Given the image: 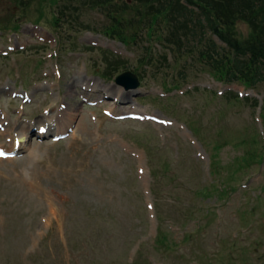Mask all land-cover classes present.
I'll return each mask as SVG.
<instances>
[{"label": "rangeland", "instance_id": "rangeland-1", "mask_svg": "<svg viewBox=\"0 0 264 264\" xmlns=\"http://www.w3.org/2000/svg\"><path fill=\"white\" fill-rule=\"evenodd\" d=\"M56 1L0 0V24L20 29L0 32V149L32 128L28 148L0 154V264H264L262 88L215 80L193 39L167 47L145 21L126 46L98 31L102 10ZM126 70L135 93L114 81ZM49 107L59 126L77 112L74 130L38 134Z\"/></svg>", "mask_w": 264, "mask_h": 264}, {"label": "trees", "instance_id": "trees-1", "mask_svg": "<svg viewBox=\"0 0 264 264\" xmlns=\"http://www.w3.org/2000/svg\"><path fill=\"white\" fill-rule=\"evenodd\" d=\"M61 1H67L72 7L77 2L102 10L109 21L98 31L109 38L122 41L126 46L136 43L139 36L137 27H141L145 21L148 24L146 31L151 30L149 38L156 35V39L165 42L167 47L186 45L188 39L195 40L197 60L203 66L202 69L215 80L226 84L238 82L254 90L262 88V103L258 106L264 125V0H135L145 1L150 5V11L154 10L150 13L143 12L144 8L140 6L131 9L127 6V1L125 4H114L113 0H59L57 5ZM159 3L160 6H157ZM124 10H130L132 15L126 17ZM58 11L59 15L54 20L57 28L62 21L60 15L63 16L68 10L60 8ZM240 18L253 28V32L242 39L230 29L234 20ZM0 25V31L19 29L18 25L9 23ZM83 26L96 30L85 24ZM213 36L222 44H218ZM118 66L115 65L114 72ZM104 76L108 75L105 73ZM172 87H181V83ZM164 88L170 89L167 86ZM261 160L264 161V156ZM212 163L214 162L210 161V165ZM155 174L158 175L156 172ZM203 188L204 196L214 194L211 188ZM216 191L220 197L225 194L223 189L217 188ZM198 192L201 194V189Z\"/></svg>", "mask_w": 264, "mask_h": 264}, {"label": "bare ground", "instance_id": "bare-ground-1", "mask_svg": "<svg viewBox=\"0 0 264 264\" xmlns=\"http://www.w3.org/2000/svg\"><path fill=\"white\" fill-rule=\"evenodd\" d=\"M79 81H80V78H79V76H77L75 78V80L71 82V84H68L71 86L70 92H69L71 96H73L75 93V91L73 90L75 83H79ZM89 83H91V82H89ZM89 85L91 86V84H89ZM88 88L89 87L87 86V90H88ZM122 92L125 93L123 91V88H121V87L119 88V92L115 93V95H113L112 94L113 92L111 93V91L109 89L105 90L106 97L112 98V100H110V102L114 103L111 105V108H110L111 110H116V106L118 107V104L125 101V99H120V97H119V94H121ZM135 92H136L135 90H133V91L127 90L126 91V93H128V94L129 93H135ZM23 96L29 97V94H25V92H24ZM56 99H57V97L55 98L54 103L56 102ZM51 107H49V113L44 116L43 122L41 124H39V126L37 127L38 134H40L41 136L48 135V134H51L53 136H58V135H61L63 133L64 134L67 133L71 127H73L72 130H74L75 127L73 126V123H74L73 120L76 119L77 112H75V111L69 112L68 117H67L68 123H66L65 125L59 126V125H57L58 123L57 124L54 123V122H56V119H54V116L50 112ZM60 110L61 109H59L58 111H60ZM127 112L129 113V111H127ZM130 112L139 113V111H136V110L130 111ZM4 114H5V112L0 113V134L3 132V133H5V135L7 134V136H9L10 135V128H9V125L5 126V124H7V123L4 121V118H3ZM79 118H80V116H79ZM59 120H61V119H59ZM18 125L20 126V124H18ZM76 126L78 128L79 124ZM31 129H32L31 125H27L25 128H23V126H22V129H20L21 130L20 133L17 134L16 138L14 139L13 144H11V147H10V149H8V151L20 152L21 149L28 148V146H29V133L31 132ZM73 137H75V135ZM18 139H20V141H18Z\"/></svg>", "mask_w": 264, "mask_h": 264}, {"label": "water", "instance_id": "water-1", "mask_svg": "<svg viewBox=\"0 0 264 264\" xmlns=\"http://www.w3.org/2000/svg\"><path fill=\"white\" fill-rule=\"evenodd\" d=\"M116 82L127 90L136 89L140 85L139 77L129 70L119 74L116 78Z\"/></svg>", "mask_w": 264, "mask_h": 264}]
</instances>
